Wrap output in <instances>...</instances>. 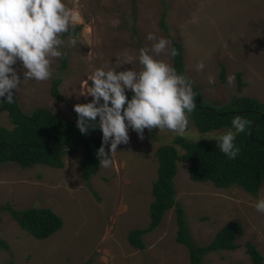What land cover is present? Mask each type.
<instances>
[{"label":"rangeland","instance_id":"rangeland-1","mask_svg":"<svg viewBox=\"0 0 264 264\" xmlns=\"http://www.w3.org/2000/svg\"><path fill=\"white\" fill-rule=\"evenodd\" d=\"M76 7L80 20L60 34L64 54L54 58L53 74L47 81L21 80L14 91L21 109L31 114L36 108L49 109L56 117L72 120L76 103L91 100L81 93L90 87L91 72L100 66L115 67L117 57L138 58L142 47L151 49L153 33L184 46L188 77L204 102L218 109L228 108L235 96L264 102V0H66ZM165 20L168 32L160 25ZM78 28V29H75ZM76 44L71 46L70 39ZM67 56L66 66L62 58ZM173 65V58L161 53ZM204 63L202 70L196 65ZM222 65L226 81L220 79ZM13 67L23 79L21 62ZM130 67L141 66L134 59ZM242 72L245 86L238 88L237 74ZM215 78L209 83V76ZM232 76L231 84L228 77ZM55 78H61L64 100L51 92ZM227 103V104H226ZM226 104V105H225ZM0 125L13 128L7 112ZM230 128L199 131L188 116L187 140L211 139ZM102 136V133H101ZM206 136V137H202ZM128 143L117 146L111 165L99 166L89 182L82 178L84 148L65 154L62 168L35 164L23 167L15 162L0 163V206L16 209L49 207L64 221L63 227L45 239L22 229L12 215L3 210L1 236L9 249L0 247V264H189L187 245L177 241L176 209H168L153 230L142 236L146 247L139 249L129 241V231L151 223L150 205L154 200L153 182L158 176L157 148L171 143L176 135L158 128L144 130L143 139L129 129ZM201 137V138H200ZM208 137V138H207ZM200 138V139H199ZM179 153L185 150L178 146ZM190 163L178 161L175 198L185 211L187 225L198 245L210 243L226 224L240 221L242 234L235 250L210 252L203 264H253L247 242L254 243L264 257V213L254 203L264 195V181L257 195L239 185L217 187L213 182L191 179Z\"/></svg>","mask_w":264,"mask_h":264},{"label":"trees","instance_id":"trees-1","mask_svg":"<svg viewBox=\"0 0 264 264\" xmlns=\"http://www.w3.org/2000/svg\"><path fill=\"white\" fill-rule=\"evenodd\" d=\"M160 25L165 32H168L164 18L160 20ZM72 33L73 30H70L66 35ZM172 48L176 50V55L172 56L173 66L177 72L188 77L183 44L172 41ZM62 61L63 66H66V55L63 56ZM220 79L222 82L226 81L225 65H222ZM237 81L239 89L245 86L242 72L237 74ZM61 82V78H55L51 88L52 95L58 100H64L60 90ZM193 90L196 108L189 114V118L199 131L230 128L231 120L236 115L249 121L245 131L235 137V144L239 146L240 153L235 159H228L220 152L215 139L190 141L176 136L171 143L160 145L156 150L158 176L152 185L154 200L150 205L151 223L146 228L131 229L129 241L134 247L144 249L146 244L142 236L156 228L164 213L175 207L178 223L176 239L189 248V264H203L205 255L210 252L237 249L236 239L242 234L243 226L240 221L230 222L216 233L210 243L198 245L189 231L184 208L177 204L175 198L174 179L178 170V161L186 160L190 163V177L195 181H211L222 188L239 185L247 192L257 195L264 181V102L251 97L235 96L228 103V108L218 109L203 101L194 82ZM128 95L130 97L131 93L129 92ZM3 112H7L13 128L0 125V163L15 162L23 167L46 164L62 168L65 166L64 155L66 153L73 155L82 146L84 148L82 178L89 182L97 173L100 165L96 152L102 142V132L99 127L85 135L76 126L77 116L67 121L56 117L44 107H38L31 114H27L21 109L15 95L13 103L0 101V116ZM255 123L257 124L253 129ZM178 146L185 150L184 154L179 153ZM105 147L108 151L109 145ZM3 210L8 211L22 229L38 239L50 237L64 225L63 218L49 207L16 209L6 204L0 206V212ZM1 218L0 215V222ZM0 247L9 249L8 242L1 234ZM246 247L253 264H264V257L254 243L249 241Z\"/></svg>","mask_w":264,"mask_h":264},{"label":"clouds","instance_id":"clouds-1","mask_svg":"<svg viewBox=\"0 0 264 264\" xmlns=\"http://www.w3.org/2000/svg\"><path fill=\"white\" fill-rule=\"evenodd\" d=\"M79 20L77 8L68 7L66 0H0V101L13 103V90L17 91L21 80L42 82L52 76L54 58L64 54L60 34L69 32ZM147 39L154 43L151 49L140 48L138 58L125 55L117 57L115 67L95 68L88 77L90 87L81 93L91 100L74 105L76 126L82 134L97 127L102 132L96 152L101 167H109L117 146L128 143L129 129L141 139L146 128H158L159 132L167 129L184 137L188 116L196 108L192 80L165 59L157 58L161 53L175 56L176 50L167 51L169 41L156 39L153 33ZM69 44L74 46L76 40L70 39ZM134 59L141 66L138 70L123 67ZM17 61L21 62L23 79L13 67ZM196 68L202 70L204 63ZM208 79L210 84L215 82L211 75ZM232 80L229 76V84ZM248 125L246 118L236 115L228 131L211 139L228 159H235L240 153L235 137ZM253 206L264 213V195Z\"/></svg>","mask_w":264,"mask_h":264},{"label":"water","instance_id":"water-1","mask_svg":"<svg viewBox=\"0 0 264 264\" xmlns=\"http://www.w3.org/2000/svg\"><path fill=\"white\" fill-rule=\"evenodd\" d=\"M256 124H257V123H255V124L253 125V129L255 128ZM251 134H252V132H251Z\"/></svg>","mask_w":264,"mask_h":264}]
</instances>
